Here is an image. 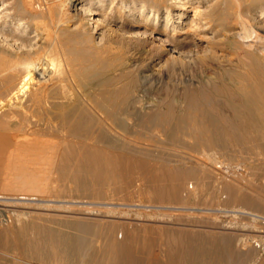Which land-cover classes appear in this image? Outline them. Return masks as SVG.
I'll use <instances>...</instances> for the list:
<instances>
[{"label":"bare ground","instance_id":"6f19581e","mask_svg":"<svg viewBox=\"0 0 264 264\" xmlns=\"http://www.w3.org/2000/svg\"><path fill=\"white\" fill-rule=\"evenodd\" d=\"M53 4L55 10L49 4L54 10L49 35L52 33L54 43L50 49H54L49 54L52 63L56 60L58 65L50 70L52 67H44L50 50L36 55L43 45L37 39L40 32H36V25L28 19L32 12L23 11L19 2L14 7L12 1L0 0V96L4 95L0 103L8 111L6 118L11 119L34 102L39 119L46 113L49 137L53 136L52 120L59 122L66 134L61 137L63 144L58 150L57 173L63 185L67 182L68 187L82 190L74 197L107 199L105 187L123 191L132 182L144 185L148 181L158 188L155 191L148 184L153 192L166 190L167 200L164 194L160 195L167 204L169 199L177 198L184 176L182 165L192 166L207 159L219 169L234 167L227 159L218 158L219 152L247 154L251 159L248 169L260 173L257 177L253 172V177L264 179V0H54ZM22 11L27 17L20 15ZM113 43L118 47L115 54L111 52ZM197 68L201 74L185 75ZM32 75L37 77L33 80L37 81L36 98L29 87ZM147 89L158 96L147 101L143 96ZM25 130L12 128L11 122L0 119V163L6 152L11 155L33 142L26 138ZM164 145L186 148L195 154L175 150L168 154ZM239 154L241 158L243 154ZM18 169L14 176L21 184L20 190L35 183L37 170L26 166ZM132 170H141L143 177L136 180ZM153 170L162 173L153 174ZM194 172L195 178L189 171L195 183L198 175ZM117 177L122 181L118 182ZM236 184L232 188L236 189ZM251 187L253 191L254 185ZM227 188L229 191L231 186ZM262 188L258 186L253 191L259 198L264 197ZM240 189L243 188L239 186L232 193V200L242 205L251 202L249 194H240ZM20 192L0 197L14 203L17 201L10 199H36ZM48 195L59 197L57 193ZM25 210L17 214V220L33 212ZM103 212L111 216L131 213L110 207ZM35 214L30 220L22 219L7 237L3 235L6 238H0V260H5L0 264H160V253L172 252V246L182 249L184 255L193 250L199 255L216 254L226 248L224 243L228 240L226 235L184 229L173 235L169 230L174 238L164 239L162 231L154 236L153 230L145 227L140 233L138 226L114 220ZM252 214L256 215L253 220L260 218ZM250 239L238 238L243 246ZM260 241L264 239L261 237ZM185 256L196 262L190 254ZM184 258L167 262L181 263ZM201 259V263L210 260Z\"/></svg>","mask_w":264,"mask_h":264},{"label":"rangeland","instance_id":"374dc122","mask_svg":"<svg viewBox=\"0 0 264 264\" xmlns=\"http://www.w3.org/2000/svg\"><path fill=\"white\" fill-rule=\"evenodd\" d=\"M10 1H12V6L15 7L16 3L19 2L22 6L23 11L32 12L31 15H28L22 11L20 13V15H22L24 17H27V15H28V19H32V21H31L32 24L36 25V27H35L36 32H38V34L40 32L37 39L39 42H41L40 44L43 45V47H40L41 49L39 48V50H37L36 55L37 56L41 55L43 52L45 53L46 51L50 50L48 52L47 58L45 60L46 63H44V67H46V68L52 67V69H50V70H53V68L57 67L56 65H58V62H56V60L54 62L55 64L52 63L53 57H51L52 56L51 54H53L54 48H52V50H51L50 45H52V47H54L53 46L54 43L51 41L52 40V38H51L52 33L50 34L51 36L49 35V31L50 32L52 31L51 20L53 18V14H54V10H55V6H54L55 4H53L54 0H52V1L51 0H10ZM49 2L54 7L53 8L54 10L52 8H50L51 5L49 6V4H50ZM51 9L53 12H51ZM38 11H40V12L38 13ZM37 29H38V31H37ZM50 42H51V44H50ZM117 51H118L117 43L111 44V52L113 54H115V53H117ZM49 53H51V54H49ZM128 54H129V52H128ZM131 54L132 53L130 52V55ZM49 58L51 59V61ZM47 61H48L49 65L47 64ZM201 72H202L201 69L197 68V69H193V70H189L188 72H185V75L187 76V74H188V76L194 77L196 74H201ZM34 77H35V80L37 79V77L35 75H32L31 78H33V79L30 78L32 81H30V84H29V87L31 85L30 89H31V91L33 90V93L35 92V90H34L35 85L34 84L37 83V81H33ZM0 78H1V75H0ZM177 80H180V79H177ZM145 86H147V88H148L149 84H146ZM0 90H2V88ZM146 91H145V93H143V96H144V99H146L147 101H151L150 98H152V97L156 98L158 96V94L155 93L154 91H150L148 89ZM2 92H3V90H2ZM140 94H142V93H140ZM38 95L39 94L35 92V94L33 96H35L34 98H36V96H38ZM147 97H149V98L147 99ZM2 98H4L3 94H2V96H0V99H2ZM25 98L27 99L26 96H25ZM25 98H23L22 103L26 102ZM152 105H150L149 107H151ZM4 106H5L4 104L0 103V119L1 120L5 119V120H8V122H11L12 128L16 129V127H17V128H19L20 131H23V132L26 129L25 130V133H27L26 138L28 140L33 141V142H31V143L29 142L28 143L29 146H27L26 148H24L21 151H16L15 153H13L11 155H8L7 152L5 154H3V157L1 158L2 160L0 163V183H1L0 184V189H1L0 190V196H9V195H14L15 193L19 194V192L21 191L23 194H28L30 197L35 196L36 199H26V200L25 199H10L12 201H17V203H14V202L7 200L6 198L0 197V238L4 237L3 236L4 234H5V236H6V234L8 236L9 232H11L13 227H15V228L18 227V225L20 224L19 222L24 221V218L26 220H30L35 213H36L35 216L36 215L38 216V214L40 215L42 213V215H41L42 217L44 215L47 216L50 214H56V215H59L61 217H65V216H68V218H70V217L75 218L76 217V218H80V219H84V220L85 219L86 220H88V219L97 220V221H99V220H114V221L124 223L126 225L128 224L130 226L131 225L138 226L140 233H143L142 232L143 228L149 227L153 230L152 234H155L154 236H159L160 235L159 232L162 231L163 234H161V235H162V238H164V239H165L164 236H166L167 238H172L171 234L173 235L174 231H178V230L183 231V229L185 231L194 230L196 232L199 231L200 233L204 232V233H211L213 235L217 234L218 236H221V235L228 236L227 242L224 243V247H226V248L219 250L218 253H216V254L214 252L211 254L210 253H207V254H201L200 253V255H199V253L198 252L196 253L195 250H193L192 253H185V255H187V256H189V254H190L189 257H192L191 254L195 253V256L193 255L192 258L196 259V262L193 263V262H190V260H188L186 258L184 253L181 254V252H180L182 250L181 248H180L181 250H179V248L177 246L176 247L172 246V247H170L172 252L167 254L168 251L166 250L167 252L163 251V254L160 253V260H161L160 264H183V263L184 264H264V247H263L264 241H260L261 237H262V239H264V229H263L264 228V197L259 198V196L257 194H256L257 196L254 194L256 192L255 190L258 186L259 187L261 186V188L264 186L263 185L264 179L261 178L262 176H260V180H259V178H257V177H259L258 175L260 174L259 171L253 170V169H251V170L248 169L247 164H248L249 160H251V159L248 157L247 154L241 153V154H243L241 156V154H239L237 152L239 154V156H241V158H240L237 156L238 154L236 155V154H234L236 152H234L232 154L236 155L235 156L236 160H235L234 157H232L231 153L225 152L226 154H222L223 152H221V153L219 152L222 155L217 153L218 158H221L222 160L227 159L226 162L228 161L231 164V167L234 166L228 170H225L222 168L221 169L216 168L214 166V164L212 165V163L209 160L207 161V159L206 160L203 159L202 161H200L201 163L199 162L198 164H196V163L192 164V166L189 164H186V165L191 166L192 169L194 168V170H192L191 167H189V166H185V165L183 166L182 165L181 168L183 170H180V171L184 172V176L181 178L180 183H179V190L177 191V198H176V196L174 197V199L176 201L173 203H172V201H174V199H169L168 200L169 202L167 201V204L168 203L170 204V202H171V205H167L166 201L164 204V198H166L168 196V195L165 196V194H167L166 190L164 188L163 189L159 188L160 189L159 191H161V192H159V191L153 192V190H151V187L149 186V185H152V183L150 184V183H148V181L144 182L145 183L144 185H140V183L142 184V182H140V181H138L137 184L136 183L134 184V182H132L133 184L128 186V189L125 188L123 191H121V189H114V187L111 188V186L105 187L103 190V193H105L106 191L109 192V193L106 192V194H104L105 196L107 195L106 196V197H108L107 199L105 198V199H98V200H96V199L95 200H93V199L88 200V199H84L82 197H74L75 195L78 196L80 193H82V190L78 189L77 187H74V188L68 187L69 183H67V182H65V184H67V186L65 184L63 185L62 183H64V182L59 178L60 177L59 173H57L58 163L60 162V156H59L58 150L62 146V144H63L62 140L64 138V135L66 134L65 131L62 129V127L59 125V122L56 121L55 119L52 120L51 131L53 132V136L49 137L46 134L47 129L49 127V123L45 119L46 113H43V112H45V111H43L42 112L43 118L39 119V116H37L38 112H36L38 108H36L37 106L35 105L34 102H32L24 110H21L19 108L20 109L19 110L20 116H17L15 118H11V119H7L8 116L6 118L5 115L8 111L5 110L6 107H4ZM16 119H18V121ZM54 120H55V122H54ZM21 121H22L23 125H21V123H20ZM17 125H20V126H17ZM62 136H63V138H61ZM33 139H35V140H33ZM187 141H189V139ZM164 146L166 147V150H165V147H164V149L163 148L162 149L165 150L164 152L168 153V154L175 153V151H177V152L182 151V152H188L190 154H195L194 152L189 151L186 148H180V150H178L179 147L177 148V146L171 147V145H169L170 148L167 145H164ZM185 149L188 151H186ZM230 154H231V156H230ZM225 156H227V157H225ZM231 157H232V159H230ZM242 157H244V159ZM240 159H243V160H240ZM234 160L236 162H234ZM205 161H207V163ZM240 161H242V162H240ZM243 162L245 163V166H244ZM235 163L238 166H236ZM200 164H202V166ZM207 164L209 165L208 167H207ZM241 164H243L242 167H241ZM194 165L198 166V167H194ZM20 166H26L28 170H37L38 171L36 173L35 183L27 184L25 187H23V190H20L21 184L16 182L17 178H15V176H14L15 173L17 172V170H19L18 168ZM188 167H189V169H188ZM210 168H211V170H210ZM241 168H243V169H241ZM184 169H186V170H184ZM132 171H133L132 174H134L133 176H134V178H136V180L138 178L143 177V176H141V170H135V172H134V170H132ZM153 171L155 172V170H153ZM189 171L191 172V175H193V177H194L193 171H196L194 173L197 174L199 177V180L197 179L198 177H196V179H195L196 184L193 182L194 179L191 177ZM247 171H249V172H247ZM157 172L158 173H156V172L155 173L152 172V173L153 174H159V173L161 174L162 173L159 170ZM163 172H165V171H163ZM197 172L198 173L201 172V174H203V173L204 174L200 176V174H198ZM225 172H226V174H225ZM253 172H256V173H254L257 175L256 179L254 178L256 175H254V177H253ZM229 173L232 175V177H230L231 175ZM248 174H249V176H248ZM7 175H9V176H7ZM197 175H195V176H197ZM213 175L216 176L217 179H220V181H217L216 179H214L215 177ZM228 175H230V176H228ZM233 175H234V177H233ZM235 175H238V177ZM208 176H209V179H208ZM200 177L201 178L203 177L202 180L205 177L206 178L202 181V180H200L201 179ZM252 177L255 180L254 179L252 180ZM118 179H120V180H118ZM118 179H117L118 182L122 181L121 178H118ZM182 179L186 182L183 183L184 181ZM236 179H238V180L236 181ZM249 179L252 180V183H251V180L249 181ZM221 180L224 184L221 182ZM234 180L237 184L234 182ZM213 181H214V184H213ZM243 181L245 183L250 182L251 184H249L247 186L246 185L243 186V184H244ZM2 182L4 185L2 184ZM203 182H205V183H203ZM261 182L263 184H261ZM146 183H147V185H146ZM186 183H189V184L187 185ZM197 183H199V184H197ZM207 183H210V185H215V186L214 187L212 186L213 187L212 188ZM235 184L237 185L236 189H238L239 186L241 188H243V189H240V191H239L240 194H244V195L249 194L248 197H250L251 202H245V203L243 202V205H242V203H239L238 201L232 200V198H233V197L231 198L232 193L235 191H238V190L232 188V187H235ZM16 185L18 186V188ZM251 185L252 186L254 185L253 191H255V192L252 191ZM3 186H5V187H3ZM147 186H148V188H147ZM186 186L189 188H186ZM222 186H224V187H222ZM228 186H231L232 191H230L231 188L228 191V188H227ZM2 187L4 188V190ZM28 187L29 188L32 187V189H29ZM192 187H193V189H192ZM245 187H246V189H245ZM247 187H249V188H247ZM153 188L155 189L156 187H153V185H152V189ZM205 188H208V189H205ZM222 188L225 190L223 191ZM17 189H19V190H17ZM105 189H106V191H105ZM186 189H189L188 190L189 192ZM209 189L212 192H210ZM262 189H264V188H262ZM111 190H112V193H111ZM157 190H158V188H156L155 191H157ZM243 191L245 193H243ZM179 192H181L182 198L179 197V195H180ZM223 192L226 196L223 194ZM239 192H237V193H239ZM48 193L49 194L50 193H57L59 197H55V196L51 197L48 195ZM110 193L112 195H110ZM114 193L117 195H115ZM161 193L164 194L163 195L164 198H163V196H161L162 195ZM211 193H212V195L210 196ZM230 193H231V195H230ZM216 194H217V196H216ZM28 195H26V196H28ZM66 195L69 197H67ZM219 195H220V197H219ZM70 196L74 197V198H70ZM110 196H112L111 197L112 199L109 198ZM115 196L118 199L113 198ZM212 196H214L215 198ZM119 197L122 199H120ZM159 197H162L163 199L162 198H160V199H162L163 201H161L159 199ZM187 197H189V198H187ZM217 197H219V199ZM69 198H70V200H69ZM167 198H169V197H167ZM167 198L165 200H167ZM211 198L213 200H215L217 198V200H215V201L219 200V202H215V201L212 202ZM72 199H74V200H72ZM77 199H79V200H77ZM207 199L211 200L212 203L209 202V200H207ZM260 199H262V200H260ZM186 200L188 203L186 202ZM203 201H204V203H203ZM231 201L233 204L230 203ZM176 202H177V204H176ZM206 202H208V204H206ZM236 202H237V205H236ZM43 205H48V206H43ZM238 205L243 206L245 209H239L240 207H238ZM249 206H250V208H249ZM36 207H37V209H36ZM44 207H46V208H44ZM65 207H67L69 209L65 211V209H67ZM108 207L117 208L118 210L130 211L131 213L128 215H121V216L114 214V215H112L113 217L111 215L106 214L107 215L106 216L103 211L105 209H107ZM25 209L29 212H31L33 210V212L28 213V215L30 214L29 215L30 217L28 215H26L25 217L21 216L19 218V220H17L18 219L17 214L24 212ZM49 209H50V211H49ZM95 210H100V212H96ZM135 212L140 214V215L135 216V214H134ZM252 213L257 214V218L258 217H260V218L258 220H253L254 217H256V215H253ZM180 219L183 220L184 222L183 223H182V221L180 222L179 221ZM185 222H186V224H185ZM256 227L261 228V229H256ZM163 229H164V232H163ZM169 230H171V231H169ZM255 230H257V231H255ZM165 231H167V232H165ZM168 231L171 234H169ZM194 231H192V232H194ZM6 237H4V238H6ZM240 237L241 238L245 237L247 240H248V238L249 239L251 238V239L249 242H246V244H244V246H243V244H242L243 241L242 242L240 241L241 240ZM173 238H174V236H173ZM238 238L240 240H238ZM239 242L241 243V245H239L240 244ZM173 244H175V243H173ZM230 244H231V246H230ZM161 251H162V249H161ZM170 255H171V257H170ZM172 256H173V258H172ZM184 256H185V258H184ZM178 257L184 258L181 261V263H175V262H173V260L171 263L167 262L171 259H176ZM203 257L210 258V260L207 263H206V261L201 263L200 260H202L201 258H203ZM211 259H212V261H211ZM0 262H5V260H2V258H1Z\"/></svg>","mask_w":264,"mask_h":264}]
</instances>
